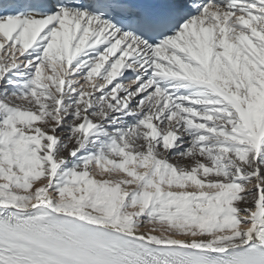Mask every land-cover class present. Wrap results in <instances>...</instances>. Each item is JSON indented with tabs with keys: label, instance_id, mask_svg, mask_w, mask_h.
<instances>
[{
	"label": "snow or ice",
	"instance_id": "snow-or-ice-1",
	"mask_svg": "<svg viewBox=\"0 0 264 264\" xmlns=\"http://www.w3.org/2000/svg\"><path fill=\"white\" fill-rule=\"evenodd\" d=\"M0 264H264V0H0Z\"/></svg>",
	"mask_w": 264,
	"mask_h": 264
},
{
	"label": "bare ground",
	"instance_id": "bare-ground-1",
	"mask_svg": "<svg viewBox=\"0 0 264 264\" xmlns=\"http://www.w3.org/2000/svg\"><path fill=\"white\" fill-rule=\"evenodd\" d=\"M139 162L137 161V162H134V164L133 165H131L130 167H134L135 166V164H138Z\"/></svg>",
	"mask_w": 264,
	"mask_h": 264
}]
</instances>
